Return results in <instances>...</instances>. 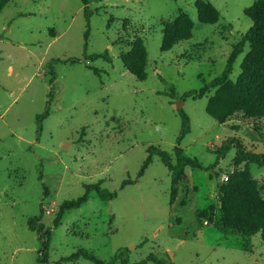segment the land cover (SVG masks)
Masks as SVG:
<instances>
[{"label":"rangeland","instance_id":"374dc122","mask_svg":"<svg viewBox=\"0 0 264 264\" xmlns=\"http://www.w3.org/2000/svg\"><path fill=\"white\" fill-rule=\"evenodd\" d=\"M195 1L87 0L91 15L85 53L107 50L111 62L83 61L81 0H48V10L43 0H10L1 11L0 264H42L36 233L26 225L40 205L41 222L51 228L45 264L79 248L101 260L123 249L126 262L114 264H156L149 255L160 264H264L259 233L241 234L221 223L217 183L245 165L235 164L234 147L220 157L216 152L230 138L248 151L264 152V121L234 116L218 123L205 111L215 89L201 98L180 99L222 72L233 45L251 25L243 10L253 0H208L219 13L212 24L198 21ZM39 7L41 12L13 18L16 9ZM179 13L192 21L191 35L162 51V25ZM135 40L145 52L143 80L120 59ZM248 49L245 44L237 56L232 81ZM67 58L80 61L48 68L51 59ZM169 86L177 97L163 94ZM46 108L49 115L37 134L35 116ZM178 108L190 123L180 147L202 168L185 167L171 198L169 171L157 155L142 176L137 173L148 145L167 151L175 162ZM246 170L264 199V166L248 164ZM124 180L133 182L121 187ZM97 182L116 191V197L103 201L90 191L84 204L66 211L53 227L58 205Z\"/></svg>","mask_w":264,"mask_h":264},{"label":"trees","instance_id":"16d2710c","mask_svg":"<svg viewBox=\"0 0 264 264\" xmlns=\"http://www.w3.org/2000/svg\"><path fill=\"white\" fill-rule=\"evenodd\" d=\"M10 0H0V11ZM82 12L86 21V28L83 33V61H94L102 58L111 62V57L107 50L99 53L86 54V45L89 32V19L91 10L88 7L87 0H81ZM194 6L197 12V19L200 23L212 24L218 20L219 13L217 9L208 0H196ZM244 14L250 19L251 25L233 45L229 53L226 64L222 72L208 82L204 83L197 90H188L180 95V99L187 97L192 99L201 98L210 90L215 89L214 95L208 100L205 111L218 123H224L234 116H239L244 122L264 121V0H253L252 4L243 10ZM163 37L160 49L162 51L169 49L179 40L187 39L191 35L192 21L184 14H177L171 21L163 23ZM245 44L248 45V51L245 54L241 64L240 73L235 81L230 79L233 64L237 56L243 52ZM120 59L129 73L137 79L143 80L145 72L143 63L145 52L140 40H135L128 52L122 53ZM79 58H67L65 60L51 59L48 68L52 71L53 63L67 62L75 63ZM88 69L96 75L99 71L93 66H87ZM51 83V81H49ZM163 94L170 97H177L174 89L169 86V90ZM51 93L47 95V103L51 100ZM181 125L175 138L173 152L175 162L170 161L169 153L154 145H148L146 148L147 157L144 159L137 177L144 173V169L151 161L152 155H157L161 162L167 167L171 181V198L175 193V185L183 177L185 167L202 168L196 158H189L184 155L180 147L181 139L190 131V123L187 114L182 108H178ZM49 115V109L36 114L35 121L37 125V134L41 130V122ZM229 146L235 148L234 162L236 165L244 163L245 168L241 171L232 172L226 180L217 183V196L220 202L221 223L225 228L239 232L245 235L259 233L264 241V199L258 194L255 182L252 180L246 170L248 164L264 166V152H254L245 149V146L237 138L226 140L223 145L216 150L219 157ZM133 180H124L121 187ZM85 191L80 196L62 201L56 210L53 218V227L60 224V220L66 211L79 208L88 200L90 191H94L98 198L108 201L116 197V191H109L100 186V182L84 186ZM45 193V187L43 194ZM43 208L40 205L38 215L27 218V228L36 233L39 242L37 261L45 264L48 259L50 227H45L41 222ZM123 249H120L109 260H101L87 249L79 248L70 255L61 257L55 264L62 262H74L79 259L88 260L94 264H114L116 262H126L122 257ZM149 260L156 261L152 255ZM142 264V262L138 263Z\"/></svg>","mask_w":264,"mask_h":264},{"label":"crops","instance_id":"0c3cea01","mask_svg":"<svg viewBox=\"0 0 264 264\" xmlns=\"http://www.w3.org/2000/svg\"><path fill=\"white\" fill-rule=\"evenodd\" d=\"M44 1V7H45V10H48L49 9V7H50V5H49V2H48V0H43ZM8 4V3H7ZM6 4V5H7ZM5 5V6H6ZM4 6V7H5ZM4 7H3V9H4ZM2 9V10H3ZM40 9H41V7H39L38 9H34V11H21V10H14V17L13 18H17V17H21V16H26V15H31V14H33L32 12H41L40 11ZM1 10V11H2ZM45 10L44 11H42V12H45ZM1 11H0V13H1ZM3 26V25H2ZM1 29H4V27H1ZM2 36H3V33H0V41L2 40ZM51 38H52V40H54L55 38H56V35H55V33L54 34H52V35H49Z\"/></svg>","mask_w":264,"mask_h":264},{"label":"water","instance_id":"95a60500","mask_svg":"<svg viewBox=\"0 0 264 264\" xmlns=\"http://www.w3.org/2000/svg\"><path fill=\"white\" fill-rule=\"evenodd\" d=\"M177 107H179V105H177Z\"/></svg>","mask_w":264,"mask_h":264}]
</instances>
